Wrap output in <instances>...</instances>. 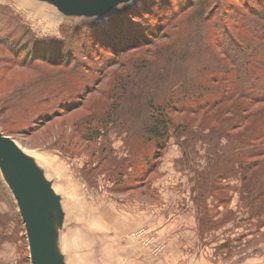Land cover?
Returning a JSON list of instances; mask_svg holds the SVG:
<instances>
[{
    "label": "rangeland",
    "instance_id": "obj_1",
    "mask_svg": "<svg viewBox=\"0 0 264 264\" xmlns=\"http://www.w3.org/2000/svg\"><path fill=\"white\" fill-rule=\"evenodd\" d=\"M202 7L211 19L205 26L196 21ZM129 9L138 15H146L147 10L169 15L166 21L173 19V14L187 15L176 23L174 31L185 38L181 50L191 57L183 67L175 62L179 60L168 63V52L153 55L152 47L131 52L129 58L146 59L158 66L153 78L137 79L128 86L134 87L135 114L124 117L109 112L108 117L107 112L114 104L113 97L126 86L122 65L128 67L129 59L110 67L101 64L98 78L83 79L84 86L100 92L76 99L79 107L67 111L66 100L59 102V97L53 101L54 90L43 89L50 83L49 75L38 77L33 69L22 66V58L13 55L15 50L12 53L21 40L30 48L40 46L38 42L44 39L45 44L56 47L76 29L106 23ZM168 10L173 12L162 14ZM238 18L240 26L234 20ZM227 21L238 36L252 41L246 40L240 54L234 47L238 55L233 63L217 48L224 39L219 32ZM199 29L202 47L195 46L200 42ZM152 32L146 22L144 34ZM7 35L16 40L0 44V130L32 159L59 200L61 211L51 206L48 213L56 251L65 264H264V218L258 222L255 216L261 202L249 206L250 202L243 200L242 171L235 175L228 172L231 162H258V168L246 171L247 176H254L256 189L264 158L251 156L250 147L241 145L240 140L231 147L224 140L225 133L235 126L239 127L234 132L237 137L264 131V104L244 98L264 95V0H199L197 4L191 0H134L95 18L65 16L43 0H0V38ZM210 48L213 55L207 63ZM95 57L93 53L89 60L79 53L73 60L91 66ZM43 67L40 70L49 66ZM165 68L171 71L168 76ZM182 71L184 77L191 78L185 84L193 88L197 83L196 97L214 93L218 97L225 91L227 101L196 113L182 110L175 114L171 137L161 147V143L143 139L148 112L143 104L149 94L161 98L192 95L191 88H167V82L178 81ZM115 72L121 85L118 81L113 84ZM214 73L219 82L212 87L217 89L199 90L202 83L209 84L206 77H216ZM160 74L163 77L159 79ZM247 104L251 106L248 110ZM227 115L232 123L227 122ZM46 116L54 117L46 121ZM0 264H31L24 222L1 168Z\"/></svg>",
    "mask_w": 264,
    "mask_h": 264
},
{
    "label": "trees",
    "instance_id": "obj_2",
    "mask_svg": "<svg viewBox=\"0 0 264 264\" xmlns=\"http://www.w3.org/2000/svg\"><path fill=\"white\" fill-rule=\"evenodd\" d=\"M198 1L199 0H191L193 4H197ZM159 2L160 1L155 2V4ZM202 8L204 11H201L200 15L196 17V21L198 20V23L202 22V24L205 23L203 25L205 26L206 22L211 21V19L209 18V15H205L206 7H202ZM172 12L173 10H168L166 12H162V14H170ZM168 16L169 15H154L153 11L150 10H147L146 15H138L133 13L132 9H129L126 14H122L119 15L118 17L110 19L106 23L103 24L93 23L88 25L87 27H84L83 29H76L72 33V36H69V38H66L64 41H60V43H58L56 47L48 46L47 44H45V41L47 40L44 39L43 41L38 42L40 46L43 45L44 47L42 46L41 48L40 46L35 45V47L33 46L30 48L28 43L23 44L21 43L22 41L21 40L17 42V44L11 50L12 53L15 50V53L13 54L15 57L17 56L22 58L21 60L22 66L28 67L29 70L33 69V71L38 73V77L45 74L49 75L48 77L50 79V83L47 88L43 87V89L45 90L52 88L54 90L55 98L53 101L57 102L59 100V97L61 98L59 102L66 100L65 102H68L66 104L67 105L66 109H68L67 111L79 107L80 104L76 99L78 100L82 99L83 96L86 95L87 93L93 94L94 92L97 91L94 89H89V87L86 85L84 86L83 79L87 77L89 78L91 76L98 78L99 72L100 74L102 72L100 71L101 64H103L104 67H110L112 64L114 63L116 64V62L129 59L128 67L126 65H122V67H124L123 70L126 71V75L124 74V76L128 78V80L126 79L127 80L126 86L123 87L124 90L119 96L115 95V97H113L114 104L111 107V109L107 111L108 117L110 115L109 112H114L117 115L123 113L124 117H126L135 114L132 111L133 110L135 111L134 108L136 107L134 106V103L132 106V101L135 99L131 98L133 97L132 88L134 87L128 88V86H133L135 84L134 82L137 81V79L143 78L146 80L153 78V74H154L153 72L158 68V66L155 64L152 65L149 64L148 60L146 59L138 60V59H132L135 57L129 58L128 56H130L132 51L141 48L143 49L145 47H152L151 51L153 55H156L157 53H162L164 55V53L168 52V60H167L168 63H172L175 60H179L175 62L176 63L179 62L184 67L183 63H186L187 65L190 62L191 57L188 58L187 50L186 52H184V49L181 50L185 38L181 37L178 33L174 31L175 27L178 26V24L176 23L179 22L182 18L187 17V15L173 14L172 16L174 18L168 19L166 21V18ZM255 16H257V18L259 19H263V17L259 15H255ZM144 20H146V22L151 25V29H153L152 34H144L146 32V22L143 23ZM234 20H236L240 26L239 18ZM230 25L232 26L231 22L227 21L226 23H224V28H222V31L219 32V36L224 37V39H220L221 42H218L220 43V47L217 48L221 49V51L223 50L224 52L223 56L227 59V61L233 63L235 58L234 56L238 55L234 51V47H237L238 50L240 49L239 50V54H240L242 53V46L245 44L246 40L250 41L251 43L252 41L249 40L244 35H242L241 33H240L241 36H238L237 31H233L232 29H230L231 28ZM216 30L218 32V29ZM201 31L202 30L199 29L197 33V40L200 39V42L196 43L195 46L198 47H202L204 45ZM15 33L19 35V31L17 29ZM20 34L23 35L21 31ZM24 36L28 37L27 34ZM194 36L195 35H192L191 38L192 37L194 38ZM9 37L11 36L7 35L6 39L0 38V44L4 45V43L7 44L9 42H15L16 39ZM163 39H167V41L161 42V40ZM167 44H171V45H167ZM188 46L192 48L191 45ZM153 47H154V53H153ZM182 51L184 53H182ZM202 51L203 50H201L200 52ZM210 51H211V58L208 55L205 58L206 61L208 60L207 63L209 62V59L210 62L212 60L213 51L211 48ZM77 52L86 54L89 60H92L91 57H93V53L97 54V57H95V61L93 65L89 66L85 63L82 62L79 63L73 60L74 56L76 54H79ZM200 52L193 51V53L196 54ZM158 56H161V54H159ZM37 59H39L41 63L35 65L33 61ZM185 60L187 61L185 62ZM167 62L165 63L167 64ZM44 65H48L49 67L47 69L40 70L41 67L42 69L44 68L43 67ZM192 66L193 63H190L191 68H193ZM148 69L152 71H148V72L144 71ZM45 70H49V71L45 72ZM164 72L167 74L166 76H168L171 71L169 68H165ZM116 74L117 72L114 73L113 84L116 85L118 81V84L121 85V81H120L121 79H115L117 76ZM209 74H213V72H210ZM226 74L230 75L231 73L226 72ZM214 75H216V77L215 76L206 77L209 84L202 83V85H200L198 89L202 90V89H206V87H209L213 90H216L217 88L214 89L212 87V84L214 85L218 83L219 78L217 74L214 73ZM131 77L134 78L131 79ZM162 77L160 74L159 79ZM188 79H191L189 78V75L187 76V78L184 77L182 71L181 75H179L178 79H176L178 81L167 82L168 84L167 88L169 87L173 88L174 86H178L180 89L184 87V90L187 88H191L190 84L188 83L185 84V82L187 81L190 83ZM179 82L182 83L178 84ZM196 84L192 86L193 88H191L192 95L188 94L181 97H178L177 95H172L168 98L166 97L161 98L157 94L148 95L146 99L147 102L143 104L144 108L148 110L146 114L145 128L143 130V134H144L143 139H147L148 142L161 143L160 144L161 146L162 143L165 144L171 137L170 128H172L171 123H173L171 119L175 114L181 113L182 110H184L182 112L196 113L201 109H205L206 106L217 107L227 101V98H224L226 96L225 91H223L222 93L219 92L218 97L216 93H214L213 95L207 98L203 96L196 97L193 94L194 92H196ZM43 89L41 91H43ZM165 91L166 89H163L164 94ZM104 92L102 94H104ZM244 98L246 99V101H249L252 104L254 103H257L258 105L264 104V95L262 98H257V97L254 98L253 96L244 97ZM49 103H51V101ZM246 106H247V110L249 107H251L249 104H247ZM53 117L54 116H46L45 118L46 121H48ZM245 117L246 114L241 115L242 120H245ZM231 118H232L231 115H227V120H228L227 122L232 123ZM247 123L248 122H246V124ZM238 128L239 127L235 126L234 128H231V130L229 131L227 130L228 132L225 133L224 140H226L228 143L230 142V147L235 145L234 144L235 141L240 140L241 145L250 147L251 156L258 155V157L264 158V146H263L264 131L259 134H250L249 137L244 133V138H243V134L240 137L235 136L234 132L237 131ZM259 131L261 132L262 129ZM211 134L212 133H209L207 134V136L210 137ZM232 159L233 157H230L229 161H231ZM247 163H245V161L243 162L242 160L241 163L231 162L230 170H228V172L230 174L235 175L237 172L242 171L243 173L242 182L244 183L243 185L244 188L242 190H246V197H244L243 200L249 201L250 202L249 206H252L254 203L261 202V208L258 209V211L256 212V214L258 215H255L257 216L256 218L258 219L259 222L260 219L264 218V177H263L264 171L257 176V180H256L257 188L255 189L254 187H256V185H253L255 178L254 176H247L246 171L250 172L252 167L258 168L259 163L258 162L252 163L255 165H251ZM254 210L255 209H252L250 211H254ZM262 223H264V219Z\"/></svg>",
    "mask_w": 264,
    "mask_h": 264
},
{
    "label": "water",
    "instance_id": "obj_3",
    "mask_svg": "<svg viewBox=\"0 0 264 264\" xmlns=\"http://www.w3.org/2000/svg\"><path fill=\"white\" fill-rule=\"evenodd\" d=\"M68 17L104 16L120 4L134 0H43ZM0 168L24 222L31 264H65L58 255L51 231L49 207L61 211L52 186L37 171L17 142L0 130Z\"/></svg>",
    "mask_w": 264,
    "mask_h": 264
},
{
    "label": "crops",
    "instance_id": "obj_4",
    "mask_svg": "<svg viewBox=\"0 0 264 264\" xmlns=\"http://www.w3.org/2000/svg\"><path fill=\"white\" fill-rule=\"evenodd\" d=\"M264 255V254H263ZM261 256H262V253H261ZM126 264H128V262H126ZM130 264H146V263H144V262H139V261H136V263L134 262V263H130ZM148 264V263H147Z\"/></svg>",
    "mask_w": 264,
    "mask_h": 264
}]
</instances>
